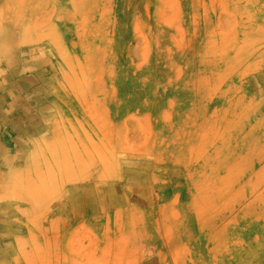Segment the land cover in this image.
Segmentation results:
<instances>
[{
  "label": "rangeland",
  "instance_id": "obj_1",
  "mask_svg": "<svg viewBox=\"0 0 264 264\" xmlns=\"http://www.w3.org/2000/svg\"><path fill=\"white\" fill-rule=\"evenodd\" d=\"M1 18L0 264H264V0Z\"/></svg>",
  "mask_w": 264,
  "mask_h": 264
},
{
  "label": "bare ground",
  "instance_id": "obj_2",
  "mask_svg": "<svg viewBox=\"0 0 264 264\" xmlns=\"http://www.w3.org/2000/svg\"><path fill=\"white\" fill-rule=\"evenodd\" d=\"M2 13V12H1ZM3 18H5V16H3V13H2V15H1ZM9 19V18H8ZM0 20H2V18L0 19ZM4 20H7V18L6 19H4ZM3 21V20H2ZM8 21H10V20H8ZM12 21H14L13 19H12ZM17 21V20H16ZM1 22V21H0ZM15 23V22H14ZM14 25V24H13ZM17 25V24H16ZM1 28H2V25L0 26ZM5 27V26H4ZM14 27H15V25H14ZM0 28V29H1ZM8 43V42H7ZM21 43V42H20ZM2 47H4L5 48V46H3L2 44H0ZM17 45V44H16ZM0 46V47H1ZM6 48H8V46H6ZM21 50L22 49H17V51H15V52H21ZM7 52V51H6ZM23 52V51H22ZM0 53H2V52H0ZM2 54H4V53H2ZM21 54V53H20ZM1 55V54H0ZM4 56V55H3ZM8 58V57H7ZM2 60L4 59V57L3 58H1ZM6 61V60H5ZM10 62V61H9ZM7 65V64H6ZM13 65V64H12ZM7 67H9V69H10V67L11 66H8L7 65ZM26 70V69H25ZM20 71H21V69H20ZM18 71L17 73H21V72H23V71ZM4 72H5V70H4ZM3 71H2V73H4ZM14 75H17V74H15L14 73ZM3 88H5V87H3ZM13 89V88H12ZM4 90V89H3ZM7 91H11V90H7ZM17 91V90H16ZM16 91H14V92H16ZM10 94H13L12 92L10 93V92H8L7 93V95H9L10 96ZM14 96V95H13ZM16 97V96H15ZM10 98V97H9ZM8 99V98H7ZM8 101V100H7ZM8 103V102H7ZM13 103V102H12ZM11 103V104H12ZM10 104V103H9ZM16 104H17V107L14 109V112H13V115H14V117H12L9 121L10 122H12L13 121V125L14 126H17L18 124L17 123H15V122H19V126H20V129L19 130H23V129H30V130H33V129H35V128H37L38 126H39V120L35 117V116H31L32 114V112H30L31 111V109L29 108V106H28V104L25 102V98L23 97V93L21 92V95H20V97L18 98V101L16 102ZM7 110V109H6ZM10 112V111H9ZM8 113V112H7ZM15 113V114H14ZM27 114L29 115V116H31V118H29L30 120H27ZM16 116V117H15ZM17 116H19V117H17ZM44 130H45V128H44ZM15 156V155H14ZM54 160V159H53ZM7 207H9V206H2L1 208L3 209V211H5V212H8V208ZM10 209V208H9Z\"/></svg>",
  "mask_w": 264,
  "mask_h": 264
}]
</instances>
